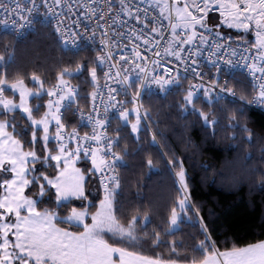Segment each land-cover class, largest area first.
<instances>
[{
    "label": "snow or ice",
    "instance_id": "snow-or-ice-1",
    "mask_svg": "<svg viewBox=\"0 0 264 264\" xmlns=\"http://www.w3.org/2000/svg\"><path fill=\"white\" fill-rule=\"evenodd\" d=\"M37 24L68 59L50 82L36 71L10 75L0 55V264H264V239L222 246L213 236L175 152L141 165L151 173L162 164L175 193L151 229L154 209L124 202L120 172L143 150L130 152L129 138L151 132L156 146L144 98L157 93L178 95L181 116L213 136L221 126L253 144L241 120L264 108V0H0L6 33ZM256 171L245 163L233 178ZM185 223L198 231L175 239Z\"/></svg>",
    "mask_w": 264,
    "mask_h": 264
},
{
    "label": "trees",
    "instance_id": "trees-1",
    "mask_svg": "<svg viewBox=\"0 0 264 264\" xmlns=\"http://www.w3.org/2000/svg\"><path fill=\"white\" fill-rule=\"evenodd\" d=\"M86 54L94 55L80 52L81 56ZM0 55L11 61L8 65L10 75L16 72L30 75L36 71L50 82L54 81L55 73L68 59L51 28L41 25H36L35 30L31 29L20 42H15L9 32L0 31ZM0 71H3L2 66ZM82 79H74L73 83L82 82ZM82 89L91 90L83 84ZM178 99V95L165 97L159 93L150 98L145 96L144 104L151 108L152 113L151 129L158 133L157 143L156 146L149 144L151 132H142L139 142L129 138L130 152L136 149L138 143L143 150L127 157V167L120 169L125 180L124 202L154 209L153 224L148 226L149 229L159 222L160 218L155 212L165 211L175 194L172 178L163 170L162 164L158 165L160 171L151 173L146 166L141 165L148 154H152L155 159L161 152H175L177 157L185 161L191 202L201 208L205 221L213 230V236L222 246L225 240L229 246H242L264 239V189L261 188L260 179L261 173H264V161L260 159L261 149H264V109L248 108L242 117L241 122H246L254 133L253 144L249 146L241 139L242 134L238 133L237 139L232 140V131L218 126L213 136L212 129H205L198 118L191 115L182 117L177 106ZM222 103L230 106L226 101ZM200 106L209 110L207 105L198 102ZM225 123L221 121L222 125ZM249 151L253 159L245 162L244 157ZM245 163L247 168L258 171L244 175L243 179H234V174H241V165ZM180 227L182 231L175 235L177 240L197 232L199 225L193 227L185 223ZM166 239L171 240L173 237ZM160 250L167 251L163 246Z\"/></svg>",
    "mask_w": 264,
    "mask_h": 264
},
{
    "label": "built area",
    "instance_id": "built-area-1",
    "mask_svg": "<svg viewBox=\"0 0 264 264\" xmlns=\"http://www.w3.org/2000/svg\"><path fill=\"white\" fill-rule=\"evenodd\" d=\"M42 12H43V9L41 10V13H42ZM73 18H75V17H73ZM37 25H40V24H37ZM41 26H42V25H41ZM0 31H5V30L3 29L2 26H0ZM30 31H31V29H25L24 32H23L22 37H16L12 32H9V33L12 35V37H13V39H14L15 42H20V41L24 40V38L26 37V35H27ZM80 31L83 32V27H81ZM58 41H59V43H60V45H61V47H62V41H60V40H58ZM98 43H99V37H97V45H98ZM81 44H82L85 48H90V47H91V45H89V43H88L86 40H85V41H81ZM203 71H205V72H207L209 75H211V74L214 72V69L209 68V67H205V68L203 69ZM101 83H103V80H101ZM251 108H252V109H259L260 107L253 106V107H251Z\"/></svg>",
    "mask_w": 264,
    "mask_h": 264
},
{
    "label": "rangeland",
    "instance_id": "rangeland-1",
    "mask_svg": "<svg viewBox=\"0 0 264 264\" xmlns=\"http://www.w3.org/2000/svg\"><path fill=\"white\" fill-rule=\"evenodd\" d=\"M264 109V108H263Z\"/></svg>",
    "mask_w": 264,
    "mask_h": 264
}]
</instances>
